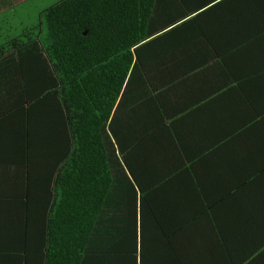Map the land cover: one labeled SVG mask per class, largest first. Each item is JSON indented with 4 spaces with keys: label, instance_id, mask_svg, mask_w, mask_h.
<instances>
[{
    "label": "trees",
    "instance_id": "trees-1",
    "mask_svg": "<svg viewBox=\"0 0 264 264\" xmlns=\"http://www.w3.org/2000/svg\"><path fill=\"white\" fill-rule=\"evenodd\" d=\"M179 1L186 21L200 29L234 83L156 130L172 137L181 128L184 133L207 105L213 117L206 127L216 129L217 146L202 156L182 154L162 172L150 161L133 160L137 144L123 158L131 188L116 180L109 124L137 65L138 48L149 39L158 0H60L0 45L5 71L12 65L9 52L23 56L18 71L26 108L42 109L37 121L57 117L56 104L65 112L57 123L60 132L50 135L62 136L56 147L60 168L55 179L52 174L39 186L48 193L40 201L50 211L39 225L31 213L23 225H3L0 264H82L85 254L97 252L104 210L131 204L141 206L140 225L124 223L116 233L130 237L135 250L140 242L144 259L168 249L171 224L187 232L188 222H197L208 237L209 222L219 223L225 212L228 219L257 225L261 236L254 237L259 242L251 253L242 243L232 246L230 257L217 250L221 264H256L251 257L264 248V0ZM35 127L27 115L24 134L7 137L28 143L27 158L33 156ZM155 134L144 138L166 147Z\"/></svg>",
    "mask_w": 264,
    "mask_h": 264
},
{
    "label": "crops",
    "instance_id": "crops-1",
    "mask_svg": "<svg viewBox=\"0 0 264 264\" xmlns=\"http://www.w3.org/2000/svg\"><path fill=\"white\" fill-rule=\"evenodd\" d=\"M28 1L0 0V45L35 22L26 21L27 25L24 26L22 21L20 29L14 31L7 20L12 17V11L20 10L22 4ZM180 4L179 0H158L149 25V39L138 48L137 65L109 124L111 137L115 141L112 150L116 180L126 188L132 187V178L123 158L137 144L139 147L133 160L150 161L162 172H167L168 164L174 165L182 154L198 153L202 156L211 146H217L216 129L212 125L206 127L207 121L213 117L210 112H206L207 105L201 119L192 128L184 127V133L183 128L175 137L156 131L185 111L206 102L215 93L226 91L234 83L228 67L218 61L200 29L196 25L191 27V31L184 29L190 22L186 21L188 17ZM38 12L37 18L40 16ZM3 23L4 32L1 30ZM7 55L8 62L12 61L9 63L12 65L7 67L10 69L5 71V57L0 59V201L3 197L6 199L4 204L0 202L1 239L3 225H23L27 213H31L32 223L39 225L44 222V214L50 211V206L40 201L48 193H43L39 186L43 180L50 182L52 174V179H55L60 168L56 147L62 136L54 139L50 135L60 132L59 127L62 125L57 126V123L60 124L65 114L56 104L57 117L43 123L37 121V112L42 109L39 105L35 113L33 108H26L28 99L23 93V72L18 71L23 56H19L16 50ZM27 115L36 123L34 139L31 141L33 156L29 158L26 157L29 145L25 140L7 141L13 131L24 134ZM213 124L217 126V119H213ZM201 127L203 132H199ZM151 131L166 141V147L158 139L147 141L144 138ZM227 147L224 145V148ZM41 154L48 157L42 158ZM29 198L36 199L30 204ZM223 217L217 224H213L212 220L209 222L208 237L201 232V225L197 222H188L187 232L184 231L185 227L179 232L170 223L169 233H174L171 234V245L164 253L151 252L144 259L140 242L135 250L130 237L127 239L125 234L116 233L124 227V223L138 222L140 225L141 206L131 204L106 208L99 221L101 236L96 240L97 252L85 254L82 264H221L223 259L217 257V250L222 252L223 258L230 257L232 246L241 243L251 253L259 242L254 237L261 236L258 226L248 224L247 220H231V216L228 219L225 212ZM138 229L139 239L140 227ZM97 244L105 248L101 249ZM1 257L3 260V255ZM251 259L252 263L264 264V248L262 253L255 252V258Z\"/></svg>",
    "mask_w": 264,
    "mask_h": 264
},
{
    "label": "rangeland",
    "instance_id": "rangeland-1",
    "mask_svg": "<svg viewBox=\"0 0 264 264\" xmlns=\"http://www.w3.org/2000/svg\"><path fill=\"white\" fill-rule=\"evenodd\" d=\"M60 0H30L26 4H22L21 9H15L12 11V17H8L10 24H12V29L17 31L21 27V22H24V26L27 25V22L35 21L38 15V11L46 10L57 4ZM195 23L190 22L184 26V29L191 31V27L194 28ZM2 32H4V23L1 27ZM13 30H10L13 32ZM14 33V32H13ZM23 32H19L21 35ZM17 34V35H18ZM5 39V38H4ZM4 41V40H3ZM5 43V42H4Z\"/></svg>",
    "mask_w": 264,
    "mask_h": 264
}]
</instances>
